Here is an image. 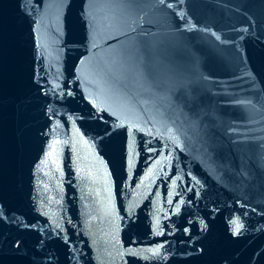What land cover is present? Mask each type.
<instances>
[{
    "label": "water",
    "instance_id": "water-1",
    "mask_svg": "<svg viewBox=\"0 0 264 264\" xmlns=\"http://www.w3.org/2000/svg\"><path fill=\"white\" fill-rule=\"evenodd\" d=\"M0 264H264V0H0Z\"/></svg>",
    "mask_w": 264,
    "mask_h": 264
}]
</instances>
